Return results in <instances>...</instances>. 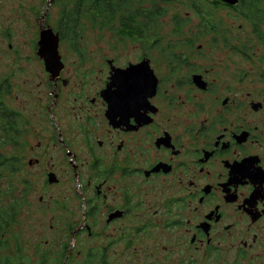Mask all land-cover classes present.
I'll use <instances>...</instances> for the list:
<instances>
[{"label":"flooded vegetation","instance_id":"1","mask_svg":"<svg viewBox=\"0 0 264 264\" xmlns=\"http://www.w3.org/2000/svg\"><path fill=\"white\" fill-rule=\"evenodd\" d=\"M119 1L134 49L91 67L74 0H0V264H264V0ZM138 64L139 125L101 95Z\"/></svg>","mask_w":264,"mask_h":264},{"label":"snow or ice","instance_id":"2","mask_svg":"<svg viewBox=\"0 0 264 264\" xmlns=\"http://www.w3.org/2000/svg\"><path fill=\"white\" fill-rule=\"evenodd\" d=\"M44 56L51 65L50 69L55 73L59 59L55 37L47 41ZM154 77V71L147 65L138 64L131 68L125 66L124 71H116L107 89L101 93L106 106L113 113L119 114L125 123L132 122L137 125L143 123L149 116L148 110L151 104L149 97L153 95ZM64 82L67 83V79ZM244 164L236 165L234 171L242 170Z\"/></svg>","mask_w":264,"mask_h":264},{"label":"rangeland","instance_id":"3","mask_svg":"<svg viewBox=\"0 0 264 264\" xmlns=\"http://www.w3.org/2000/svg\"><path fill=\"white\" fill-rule=\"evenodd\" d=\"M47 1L45 2L46 6ZM45 11L47 10L44 7ZM58 9V10H57ZM62 10L61 6H58V8L53 7L49 8L47 12H49L50 16L53 13V16H57L58 13H60ZM82 26L80 27L79 34L81 36L80 41L78 42L79 50L85 52L87 54V57H89L86 60V65L91 66V67H96L100 66L99 64V57L102 52H108L111 56L114 53H118L119 51H131V49H134V44L131 42V40L125 41V42H119L116 38L115 30L110 27H104L103 29L94 26L90 20L88 19H81ZM236 22V30L238 29L237 24L242 23V26L244 28H249L251 24V21L247 20L246 18H243L242 16H237L235 19ZM262 31L264 32V26L262 27ZM244 34V30L241 32ZM117 40V41H116ZM116 43H121L123 44L121 48H116L115 44ZM253 50L254 49H259L260 51H264V41L263 42H258V41H253ZM62 50H71L68 47V44L65 43V45H62L61 47ZM67 51V52H69ZM50 193V192H49ZM37 195H39V192H37Z\"/></svg>","mask_w":264,"mask_h":264},{"label":"trees","instance_id":"4","mask_svg":"<svg viewBox=\"0 0 264 264\" xmlns=\"http://www.w3.org/2000/svg\"><path fill=\"white\" fill-rule=\"evenodd\" d=\"M206 2V0H204ZM125 2V1H124ZM74 7L64 11L66 17L73 18L70 25L76 29V35H79L80 27L82 26L81 19H89L90 22L101 29L110 26L115 32L119 30V33L123 36H131L135 33V28L132 24V16H124L120 20L121 2L119 0H74ZM126 3V2H125ZM131 12V11H129ZM252 15L250 19L258 28V24L261 22V17L258 16V12L250 10ZM132 13V12H131ZM116 21L119 24H116ZM138 29V28H137Z\"/></svg>","mask_w":264,"mask_h":264},{"label":"water","instance_id":"5","mask_svg":"<svg viewBox=\"0 0 264 264\" xmlns=\"http://www.w3.org/2000/svg\"><path fill=\"white\" fill-rule=\"evenodd\" d=\"M222 1H224V2H226V3H229V4H235V3L238 2V0H222ZM53 37H55L56 40H58V38H57L58 36H57V35H52V32H51L50 29H48L47 31H45V32L43 33L41 39H42V42H43V44H44V47H45L47 41H48L50 38H53Z\"/></svg>","mask_w":264,"mask_h":264}]
</instances>
